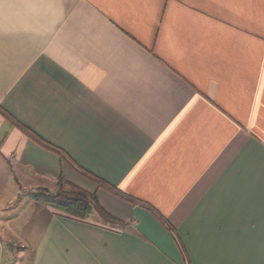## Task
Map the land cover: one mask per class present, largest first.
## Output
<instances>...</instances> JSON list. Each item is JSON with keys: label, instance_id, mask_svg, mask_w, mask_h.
<instances>
[{"label": "crops", "instance_id": "0c3cea01", "mask_svg": "<svg viewBox=\"0 0 264 264\" xmlns=\"http://www.w3.org/2000/svg\"><path fill=\"white\" fill-rule=\"evenodd\" d=\"M0 264H264V0H0Z\"/></svg>", "mask_w": 264, "mask_h": 264}, {"label": "trees", "instance_id": "16d2710c", "mask_svg": "<svg viewBox=\"0 0 264 264\" xmlns=\"http://www.w3.org/2000/svg\"><path fill=\"white\" fill-rule=\"evenodd\" d=\"M62 185V181H59L56 192H49L46 189L38 190L33 195L34 201L77 219H85L96 211L103 221L117 223L114 217L99 206L94 194H89L73 185H68L69 188L65 190Z\"/></svg>", "mask_w": 264, "mask_h": 264}]
</instances>
